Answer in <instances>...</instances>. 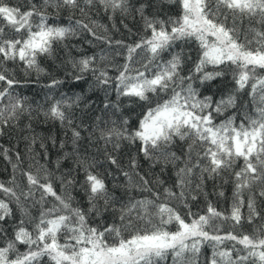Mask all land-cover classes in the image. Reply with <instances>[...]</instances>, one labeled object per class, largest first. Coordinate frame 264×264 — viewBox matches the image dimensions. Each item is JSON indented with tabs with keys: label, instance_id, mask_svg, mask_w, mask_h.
Instances as JSON below:
<instances>
[{
	"label": "snow or ice",
	"instance_id": "obj_1",
	"mask_svg": "<svg viewBox=\"0 0 264 264\" xmlns=\"http://www.w3.org/2000/svg\"><path fill=\"white\" fill-rule=\"evenodd\" d=\"M0 164V264H264V0H0Z\"/></svg>",
	"mask_w": 264,
	"mask_h": 264
},
{
	"label": "trees",
	"instance_id": "obj_2",
	"mask_svg": "<svg viewBox=\"0 0 264 264\" xmlns=\"http://www.w3.org/2000/svg\"><path fill=\"white\" fill-rule=\"evenodd\" d=\"M32 78L35 79V74H33ZM40 84H41V81H38L37 83L32 84L28 89V94H34L38 92L40 90ZM2 168H3V165L0 164V170H2Z\"/></svg>",
	"mask_w": 264,
	"mask_h": 264
}]
</instances>
